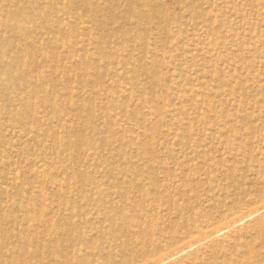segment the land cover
Listing matches in <instances>:
<instances>
[{"label": "rangeland", "instance_id": "374dc122", "mask_svg": "<svg viewBox=\"0 0 264 264\" xmlns=\"http://www.w3.org/2000/svg\"><path fill=\"white\" fill-rule=\"evenodd\" d=\"M253 173L264 0H0V264L147 263L132 243L256 207ZM231 239L179 260L247 264Z\"/></svg>", "mask_w": 264, "mask_h": 264}, {"label": "bare ground", "instance_id": "6f19581e", "mask_svg": "<svg viewBox=\"0 0 264 264\" xmlns=\"http://www.w3.org/2000/svg\"><path fill=\"white\" fill-rule=\"evenodd\" d=\"M254 175L246 180V182L244 183L245 186L244 188H242V192L244 194H250L248 190L250 191V189H256L255 192L258 193L256 194L254 193L256 195L254 197H257V200H252L253 197H250V201L248 202L250 204L254 203L256 207L249 208L248 205H246V203L244 205L242 204V206L239 207H237V205H234L233 207L228 209L229 210L228 212L226 211L225 213L219 215L217 218L213 217L212 219H209V217H207L206 215L198 214L196 212V214H194V217L192 216L193 220L189 225L188 223L187 225H185L183 223V220H180L178 224H176L175 226H171L172 224H170L167 231H165L166 233L165 234L161 233L162 235L160 234V236L157 239H153V238L140 239L139 240L140 242L132 243L136 246L141 245V251L145 252L150 256V260L147 263L142 262L141 264H181L182 260L181 259L179 260L181 255L187 254L189 257L191 255V253H189L191 250H194L196 253L197 252L201 253L202 250L204 251L209 250L208 251L209 255L207 259L209 260L216 259L217 258L216 255H219L217 254L218 252L216 253L215 250L216 247L219 246L222 241H225L228 238L229 239L232 238L231 240L234 241V246H233L235 250L234 252H236L237 255L241 254L245 259H247V264H264V174L263 176L260 177H258V174H256L255 176ZM254 216L260 217L259 220L256 222L257 225L256 226L254 225L255 226L254 231L257 232L256 235L257 237H259L258 239L260 244V250H256L254 245L252 246V244L250 245L249 243L236 241L237 237L240 235V231L236 229L237 226L243 222H245L244 224H246L247 219ZM111 220L113 219L111 218L109 220L112 223L110 225V229L115 230V228L112 227H117V226L116 224H113ZM133 224L136 227H138V223L130 222V225ZM126 226H127V222H123V224H121L120 227L123 230ZM242 228L240 227V229ZM151 230H154L153 226L151 227ZM156 230L161 231L160 228H158L157 226H156ZM179 230L181 231L180 235L178 233ZM145 235H148V232H146ZM145 235L144 237H146ZM82 242L83 245L85 244L87 246L94 245L95 243V241L92 240L91 238H87V240H83ZM242 244H244V246H241ZM127 247L128 245L126 244V241H124V243L121 245V248L128 250ZM147 247H149V249ZM107 253L109 255L112 254L111 252H107ZM190 258L193 259L192 256ZM215 262L216 261H214V263ZM121 263L122 262L119 261L117 262L115 260L111 261V264H121ZM203 263L204 260L201 261V264ZM211 263L213 264V262Z\"/></svg>", "mask_w": 264, "mask_h": 264}]
</instances>
